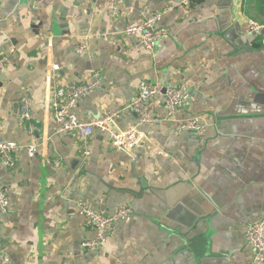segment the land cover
Here are the masks:
<instances>
[{"label": "crops", "instance_id": "obj_1", "mask_svg": "<svg viewBox=\"0 0 264 264\" xmlns=\"http://www.w3.org/2000/svg\"><path fill=\"white\" fill-rule=\"evenodd\" d=\"M186 1V2H185ZM0 0V142L35 143L15 166L0 157L10 201L0 213V249L12 264H250L246 229L264 218V0ZM168 27L155 53L124 32L154 13ZM260 26L249 32V22ZM88 44L78 53V44ZM100 86L75 107L81 119L115 114L137 125L140 81L188 86L176 118L203 117V135L164 120V97L152 99L154 122L140 125L132 151L106 133L86 141L56 134V86ZM32 100L33 133L18 125ZM88 149L89 155L84 151ZM59 161L58 165L55 162ZM113 214L129 206L100 250L76 202Z\"/></svg>", "mask_w": 264, "mask_h": 264}, {"label": "built area", "instance_id": "obj_2", "mask_svg": "<svg viewBox=\"0 0 264 264\" xmlns=\"http://www.w3.org/2000/svg\"><path fill=\"white\" fill-rule=\"evenodd\" d=\"M186 2V1H185ZM108 8L113 14L120 9V0H109ZM163 13L157 12L137 24L129 25L124 32L127 36L136 37L139 43L150 53H155L159 43L170 36L166 26H160ZM260 26L254 21L249 22V32L257 33ZM88 44L82 42L77 45L78 53H85ZM9 64L7 55L0 57V70H5ZM100 86V74L94 72L92 79L84 83H66L56 86L52 98L51 107L57 123L56 134H76L81 140H88L95 131L106 133L112 145L121 151H132L142 142L143 133L140 125L149 126L154 122V110L151 103L155 97H164L165 115L164 120L174 122L178 131L192 132L203 135L207 130V123L203 117L189 116L176 118L188 98L189 91L186 84L165 85L161 81H140L138 94L131 107L137 114L139 123L120 129L115 124V114L97 116L90 119H81L75 112L77 104L88 94ZM18 125L29 133H33L35 127L32 123V100L25 96L21 99L20 111L18 113ZM25 150L33 157L38 145L35 143L20 144L16 141L0 142V157L5 165L15 166L17 154ZM85 155L90 151L85 149ZM59 161L55 162L58 165ZM10 201L4 186L0 182V213L9 211ZM78 212L83 216L86 226L95 230V237L83 243L87 250H100L105 245L109 235L114 231L120 221H129L133 216V210L129 206L118 208L113 214L96 211L89 203L79 200L76 202ZM246 237L254 252L253 261L250 264H264V218L252 223L246 229ZM0 264H12L11 257L0 249Z\"/></svg>", "mask_w": 264, "mask_h": 264}]
</instances>
